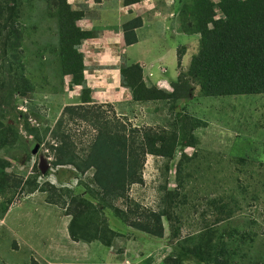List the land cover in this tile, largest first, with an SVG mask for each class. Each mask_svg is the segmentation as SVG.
Masks as SVG:
<instances>
[{
  "label": "rangeland",
  "instance_id": "374dc122",
  "mask_svg": "<svg viewBox=\"0 0 264 264\" xmlns=\"http://www.w3.org/2000/svg\"><path fill=\"white\" fill-rule=\"evenodd\" d=\"M11 2L0 0V8L4 10L2 21L9 19L7 26H0V56L9 48L8 37L14 33V25H19L25 34L26 75L34 84V92L14 97L15 110L4 121L18 127L20 138L14 148L1 151L0 158L10 163L7 173L22 177L25 182L36 181L37 188L33 192L29 191V184L18 188L5 215L3 203L12 193L9 190L0 194V264H170L176 242L210 227L219 230L217 236L224 228L227 235L237 228L243 229L250 235L249 241H242L249 254L248 262L262 257L264 94L205 97L197 84L194 97L171 107L168 102L136 103L130 90L121 83L120 68L125 62L145 65L148 83L151 85V79L162 77L157 82L159 87L170 92L173 91L170 79L188 71L199 50L200 37L180 29L181 0H145L134 7L128 15L134 18L145 10L144 25L137 32L139 42L126 51L124 44L120 47L113 39L100 43L105 38L100 35L95 42L86 41L83 46L90 74L87 85L93 89L95 103L106 104L109 114L114 116L116 112L133 126L172 129L175 123H180V129L186 132L183 138L186 147H180L173 161L154 155L147 157L145 182L134 185L129 193L142 206L165 208L173 215L172 220L164 218L165 236L156 237L133 228L119 212L109 208L101 213V219L116 231L112 246L100 241H75L69 230L73 217L59 203L61 196L69 203L71 195L88 191L93 174L80 176L73 167H55V152L48 145L57 142L51 131L64 108L80 103L83 91V86L71 87V77L61 75L56 53L57 21L44 2L18 0L19 10L15 12L9 9ZM69 2L93 18L91 26L96 35L100 29L114 32L120 23L116 0L107 2L105 8L108 6L109 10L104 16L103 6H97L93 0ZM25 115L33 127L43 133L48 130L44 140H38L24 128ZM69 129H80L83 133L91 128L71 123ZM85 133L84 139L88 140L90 133ZM43 162L50 165L46 172L42 169L47 168ZM46 183L57 188L45 186ZM169 189L178 193L172 195ZM51 198L57 199L58 204L51 203ZM224 202L228 205L226 209L222 206ZM125 203L123 199L117 205L125 209ZM252 239L253 246L248 250Z\"/></svg>",
  "mask_w": 264,
  "mask_h": 264
},
{
  "label": "trees",
  "instance_id": "16d2710c",
  "mask_svg": "<svg viewBox=\"0 0 264 264\" xmlns=\"http://www.w3.org/2000/svg\"><path fill=\"white\" fill-rule=\"evenodd\" d=\"M122 1L124 6H132L142 0ZM37 2H44L49 14L57 21L59 44L56 53L61 75L71 77V87L83 86L80 103L67 105L51 131L57 142L48 144L55 152V167H73L80 176L93 174L89 178L88 191L71 195L69 203L60 197L59 203H63L67 214L73 217L69 226L71 237L75 241H100L112 246V235L116 231L101 219V213L109 208L119 212L129 226L152 236L164 237V218L172 220L173 215L165 208L144 207L131 199L129 193L134 185L145 182L147 157L154 155L173 161L180 147H186L183 140L186 132L180 129V123H175L172 129L133 126L116 112L114 116L109 114L106 104L95 103L93 89L87 85L85 53L81 50L86 40L97 37L93 30L81 25L87 12L75 9L69 0ZM9 5L10 10H19L18 0H12ZM3 16L4 10L0 8V26H7L9 19L4 22ZM178 17L181 30L200 35L198 52L188 71L172 82L171 92L157 85L149 86L141 63L125 62L120 68L121 83L130 90L134 102H168L174 107L179 101L194 97L197 84L205 97L264 94V0H181ZM143 25L141 15L123 23L125 45L139 42L137 30ZM13 29L14 33L8 37L9 48L0 56V152L14 148L20 138L18 127L4 121L12 109L15 110L14 97L34 92V84L26 75L25 34L17 24ZM17 67L19 74L15 71ZM71 123L91 129L81 133L80 129H69ZM23 126L38 140L47 137L48 130L43 133L33 127L26 115ZM86 131L90 133L88 140L84 139ZM9 164L0 158V194L9 190L12 193L3 203V215L14 203L18 188H25L27 184L31 187L30 192L37 188L36 181L33 183L28 179L25 182L22 177L7 173ZM45 186L57 188L50 183ZM44 190L48 189L44 187ZM168 192L178 193L176 189ZM123 199L126 200L125 209L117 205ZM50 200L58 204L57 199ZM222 206L228 207L225 202ZM224 229L217 236L219 230L216 232L210 227L176 242L170 264H264V255L248 262L249 254L243 247V242L249 241L250 237L246 231L237 228L236 235L235 232L227 235ZM251 241L248 250L253 246L254 240Z\"/></svg>",
  "mask_w": 264,
  "mask_h": 264
},
{
  "label": "crops",
  "instance_id": "0c3cea01",
  "mask_svg": "<svg viewBox=\"0 0 264 264\" xmlns=\"http://www.w3.org/2000/svg\"><path fill=\"white\" fill-rule=\"evenodd\" d=\"M90 1H92V0H90ZM94 2H95V4L97 5V6H100V7H102V15L106 12V11H108L109 10V8H108V6L105 8V6L107 5V2L109 3V0H100L99 2H97L96 0H93ZM145 2V0H142L140 3H137V4H134V5H132V6H124V5H122V0H116V3L118 4V9H117V13H118V15H120V23H119V25H118V27L114 30V32H109V31H107V29H100L101 30V32H100V34H98L97 35V37L96 38H92V39H89V40H86V41H88L87 43L88 44H91V43H93V42H95L97 39H98V36L100 35V36H104L105 38H103L101 41H100V43H102V44H104V43H107L109 40H112L113 39V41H117L118 42V44H119V46L121 47L123 44H124V42H123V31H122V26H123V23L126 21V20H128L129 18H130V16L131 15H128L129 13H131L132 11H133V8L134 7H136L138 4H142V3H144ZM94 9V8H93ZM93 9H91V10H93ZM145 10H143V11H141V12H139V15H141V16H143L145 13H146V11L144 12ZM104 16V15H103ZM89 16L87 15V17L84 19V20H82L81 21V25H82V27L84 28V29H87L88 28V30H93L95 33H96V31L92 28V26H91V24H93V18H91V17H89ZM95 20V19H94ZM86 21L88 22L87 24V27L85 28V24L84 23H86ZM120 29V30H119ZM139 30V29H138ZM138 30H137V32H138ZM97 34V33H96ZM85 41V42H86ZM85 42H84V44H85ZM84 44L82 45V47L84 46ZM133 45H135V44H133ZM133 45H130V46H127V45H125L124 44V47H125V51H126V48L127 47H131V46H133ZM81 47V50L84 48H82ZM84 50H85V48L82 50L83 52H84ZM183 58H184V56H183ZM131 63V62H130ZM137 63V62H136ZM87 65V64H86ZM143 65V64H142ZM143 67H144V69L146 68L145 67V65H143ZM88 65H87V70H86V79H87V82H89V76H90V74H89V72H88ZM93 70H95V68L93 69ZM145 74H146V71H145ZM153 77V76H152ZM166 78H164V80H165ZM177 79V78H176ZM176 79H170V80H172L171 82H169V83H171V85H172V82L174 81V80H176ZM159 80H162V77H160V78H157L156 80H154V79H151V82H153V84L151 83V85L148 83V81H147V78H146V82H147V84L149 85V86H153V85H158V86H160L157 82L159 81ZM90 83V82H89Z\"/></svg>",
  "mask_w": 264,
  "mask_h": 264
},
{
  "label": "water",
  "instance_id": "95a60500",
  "mask_svg": "<svg viewBox=\"0 0 264 264\" xmlns=\"http://www.w3.org/2000/svg\"><path fill=\"white\" fill-rule=\"evenodd\" d=\"M43 165H46V166H47V168H46V169L42 168V169H43V171H44V172H46V170L49 168V166H50V165H49V163H47V162H43Z\"/></svg>",
  "mask_w": 264,
  "mask_h": 264
},
{
  "label": "clouds",
  "instance_id": "9594fccd",
  "mask_svg": "<svg viewBox=\"0 0 264 264\" xmlns=\"http://www.w3.org/2000/svg\"><path fill=\"white\" fill-rule=\"evenodd\" d=\"M199 37H200V35H199ZM173 88V87H172Z\"/></svg>",
  "mask_w": 264,
  "mask_h": 264
}]
</instances>
